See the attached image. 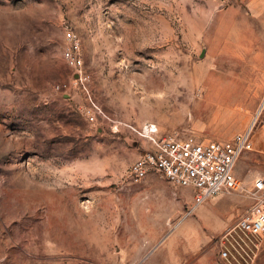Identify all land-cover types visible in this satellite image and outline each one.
Instances as JSON below:
<instances>
[{"label": "rangeland", "instance_id": "1", "mask_svg": "<svg viewBox=\"0 0 264 264\" xmlns=\"http://www.w3.org/2000/svg\"><path fill=\"white\" fill-rule=\"evenodd\" d=\"M69 28L90 79L60 92ZM263 58L264 0H0V264H264L255 236L241 232L229 259L219 242L256 200L261 117L242 190L190 211L189 188L129 176L148 125L199 139L247 129Z\"/></svg>", "mask_w": 264, "mask_h": 264}, {"label": "built area", "instance_id": "2", "mask_svg": "<svg viewBox=\"0 0 264 264\" xmlns=\"http://www.w3.org/2000/svg\"><path fill=\"white\" fill-rule=\"evenodd\" d=\"M63 57L74 74L57 84L56 89L70 92L78 86L86 87L90 76L85 70L81 38L72 28L66 30ZM95 107L88 110L91 120H96ZM260 117L264 129V101L251 125L228 139H199L194 135L182 137L178 134L159 136L157 126L148 125L143 132H138L149 138L151 146L133 162L129 176L137 182L157 176L189 188L193 196L190 211L221 193L242 190L244 184L236 168L241 156L254 149L255 128ZM253 187L255 202L219 239L223 259H229L238 250L241 232L258 239L264 234V176L256 177Z\"/></svg>", "mask_w": 264, "mask_h": 264}, {"label": "crops", "instance_id": "3", "mask_svg": "<svg viewBox=\"0 0 264 264\" xmlns=\"http://www.w3.org/2000/svg\"><path fill=\"white\" fill-rule=\"evenodd\" d=\"M191 193H192V191H190ZM221 194H223V193H221ZM220 195V194H219ZM218 196V195H217ZM193 197V196H192ZM214 197H216V196H214ZM213 197V198H214ZM208 202V201H207ZM231 221V220H230ZM234 224V223H233ZM232 224L231 223H227V221H226V223H225V226H226V228H228L229 226H231ZM235 225V224H234ZM234 225H232V226H234ZM222 229L223 228H221L220 230H221V232H222ZM258 245H261V246H263L264 245V234L259 238V240H258Z\"/></svg>", "mask_w": 264, "mask_h": 264}, {"label": "bare ground", "instance_id": "4", "mask_svg": "<svg viewBox=\"0 0 264 264\" xmlns=\"http://www.w3.org/2000/svg\"><path fill=\"white\" fill-rule=\"evenodd\" d=\"M263 61H264V58H263ZM263 61H262V63H263ZM253 62H255V61H253ZM261 62V61H260ZM256 63L258 64V62L256 61ZM223 109V105H219L218 106V113H217V115H220V113H221V110ZM203 213H204V211H203Z\"/></svg>", "mask_w": 264, "mask_h": 264}]
</instances>
